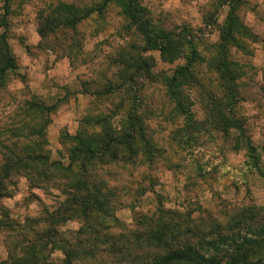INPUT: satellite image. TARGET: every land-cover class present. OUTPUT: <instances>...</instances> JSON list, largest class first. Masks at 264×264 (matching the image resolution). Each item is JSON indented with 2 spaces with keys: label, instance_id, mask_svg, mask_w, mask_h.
Listing matches in <instances>:
<instances>
[{
  "label": "rangeland",
  "instance_id": "rangeland-1",
  "mask_svg": "<svg viewBox=\"0 0 264 264\" xmlns=\"http://www.w3.org/2000/svg\"><path fill=\"white\" fill-rule=\"evenodd\" d=\"M226 1L140 0L149 10L157 29L188 34L193 48L206 60L196 67L204 88L194 89L191 94V111L200 128L195 134L196 139L193 136L191 150L176 136L175 131L182 126L183 119L171 114L173 105L161 81L140 78L134 92L127 97L123 93L102 100L94 96L103 89L100 84L105 80L114 85L119 83L118 70L123 68L122 64H117L120 52L134 58L141 54L152 59L155 74L167 72L170 75L178 66L187 63V57L171 63L163 60L159 51L143 52L142 37L130 26L118 4H109L103 15H91L78 26L76 35L65 29L48 34L46 39L41 38V14L50 15L60 3L90 8L101 4L102 0H15L7 16L4 0H0V26L2 21L7 22L6 27H0V35L4 33L8 37L18 65L17 71L8 76L7 90L0 95V128L10 124L15 117L19 119L17 111L32 99L56 106V111L49 116L45 150L50 161L67 167L74 146L68 136L79 132L82 120L89 113L112 112L123 104L115 118L118 129L130 109L138 108L139 113L148 118L149 136L160 148L171 152L168 151L165 160H156L154 164H145L136 170V186L142 181L146 185L154 184L153 191L140 201L137 210L147 212L163 207L185 213L194 209L196 203L204 210L214 209L222 202H231L238 207H264V0H242L233 4L238 6L236 15L241 28L239 33H234L237 45L227 43L229 60L239 67V102L235 117L244 124L246 136L254 143L258 162L250 158L245 147H236L238 133L235 130L227 136L217 129L211 121L215 115L207 110L208 94L217 93L219 86L218 74L210 64L220 55L221 38L233 9L232 3ZM70 38H74L78 46L72 59L64 49L62 51L63 45L70 44ZM190 154H193V160ZM2 163L0 155V165ZM203 166L206 175L202 178L200 168ZM102 178L111 187L118 188L130 181L128 176L121 181L106 175ZM6 184L11 197L0 198V264L14 263L16 259L12 254L16 258L22 257L19 249L14 251L18 241L15 235L8 234L1 223L24 226L28 225L27 221L45 219L48 212L56 210L66 200L60 188H37L24 177H13ZM199 213L198 210L193 217L197 218ZM116 216L126 227L134 222V213L129 208L118 209ZM57 228L65 236L78 231L81 223L70 220ZM29 238L33 239L34 235L30 234ZM42 256L56 264L64 259L58 250L50 253L48 249Z\"/></svg>",
  "mask_w": 264,
  "mask_h": 264
},
{
  "label": "trees",
  "instance_id": "trees-1",
  "mask_svg": "<svg viewBox=\"0 0 264 264\" xmlns=\"http://www.w3.org/2000/svg\"><path fill=\"white\" fill-rule=\"evenodd\" d=\"M13 1L4 0L5 16L11 13ZM241 1L226 2L236 5ZM112 3L121 7L130 26L142 37L143 52L159 51L163 60L171 63L187 57V63L178 66L170 75L167 72L155 74L152 59L141 54L134 58L120 52L117 64H122L123 68L118 70L119 83L114 85L105 80L100 84L103 89L94 96L98 100L111 99L122 93L127 97L134 92L140 78L161 81L173 105L171 114L183 119L182 126L175 131L176 136L191 150L193 136L200 129L191 111V94L194 89L204 88L196 67L206 60L193 48L188 34L157 29L149 10L140 0H102L101 4L90 8L60 3L50 15L39 16V34L46 39L48 34L67 29L76 35L83 21L94 13L103 15ZM234 5L221 38L220 55L210 64L218 74L219 86L217 93L209 92L207 110L215 115L211 121L217 129L227 136L235 130L238 133L236 147H245L250 158L258 162L254 143L246 136L244 124L235 117L239 102V67L227 54V43L237 45L234 33H239L241 28L236 15L238 6ZM6 26V20L2 21L0 27ZM69 40L70 44L63 45L62 51L65 50L72 59L78 46L74 38ZM17 69L16 57L3 33L0 35V95L8 88L10 72ZM122 107L123 104L112 112L89 113L82 120L79 132L68 136L74 146L67 167L50 161L45 150L49 116L56 111V106L32 99L17 111L19 119L15 117L10 124L0 128L3 160L0 198L11 197L6 181L13 177H24L37 188L58 187L66 196L65 202L48 212L45 219L27 221L28 225L24 226L1 223L2 228L18 240L14 251L19 249L22 254L20 258L12 254L16 260L11 264H56L43 259L42 255L48 249L50 253L61 251L64 259L59 264H264V207H238L231 202H222L214 209L204 210L196 203L194 209L185 213L163 207L147 212L137 210L140 201L153 191L154 184L146 185L142 181L136 186V170L145 164L152 165L156 160H165L171 151L160 148L149 136L148 118L139 113L138 108L130 109L117 129L115 118ZM190 156L193 160V154ZM204 168H200L202 178L206 175ZM103 175L119 181L128 176L130 181L121 188L111 187ZM122 208H129L134 213L130 227L123 225L116 216ZM198 210L200 216L194 218L193 214ZM70 220H78L81 228L63 236L57 227ZM30 234L34 235L33 239L29 238ZM2 264H8V261Z\"/></svg>",
  "mask_w": 264,
  "mask_h": 264
}]
</instances>
